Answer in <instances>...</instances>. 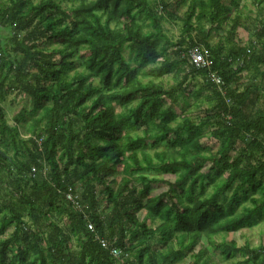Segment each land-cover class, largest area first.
Wrapping results in <instances>:
<instances>
[{
  "label": "trees",
  "instance_id": "obj_1",
  "mask_svg": "<svg viewBox=\"0 0 264 264\" xmlns=\"http://www.w3.org/2000/svg\"><path fill=\"white\" fill-rule=\"evenodd\" d=\"M239 1L0 0V264H217L206 246L264 264L262 245L225 239L264 219V0L249 23ZM163 21L181 23L179 41ZM194 46L208 68L189 62ZM12 93L38 114L27 138L5 120ZM188 99L213 102L195 120L177 112ZM158 171L174 179L151 195Z\"/></svg>",
  "mask_w": 264,
  "mask_h": 264
},
{
  "label": "rangeland",
  "instance_id": "obj_2",
  "mask_svg": "<svg viewBox=\"0 0 264 264\" xmlns=\"http://www.w3.org/2000/svg\"><path fill=\"white\" fill-rule=\"evenodd\" d=\"M34 1H38V0H34ZM262 8L263 9H262L261 13L263 15L264 14V3L262 4ZM239 9H240L241 14L249 17L247 23L254 20L256 8L253 6L252 0H240L239 1ZM185 10H186V8L182 7L179 11V15L182 16V14L185 12ZM254 23L257 24L258 22H254ZM162 26L165 29V33H166L167 38L171 42L179 41L180 37L182 36L181 23L180 22L169 23L167 21H163ZM224 35H225V28H223L222 30H220L217 33L211 34L210 37L208 38V42H210V44H217L220 40L222 41L224 39ZM250 37L251 36L248 34V32L246 30L239 28L237 30V33H236L235 41L238 42L240 45H246L247 41ZM167 51H168L167 54L170 57L173 56L172 55V47H167ZM124 57L126 59H129L131 57L127 50L124 51ZM261 70L264 71V67H262ZM69 72L71 73V72H73V70L71 69ZM254 75H255V73H254L253 67H251L249 70L243 72L241 75V76H243V84L246 85V84H249L250 82H252V83L254 82L256 84L259 81V78H258V76L255 78ZM159 82L164 87H168L169 85L174 83V80L172 78V75H169V76H164L161 80H159ZM202 83H203L202 78H200L199 76H195V78L192 79V81H190V90L195 88L196 86L199 87L200 85H202ZM206 94H207V92L203 93V95H206ZM253 99H254V94H251L248 97V99L244 105V109L246 112H249V110L251 109V107L253 105V102H252ZM212 102H213L212 99L209 101H204V103L201 104L200 107L196 108L193 106V100L188 99V106H185L184 103L181 102L177 108V112L179 113L180 109H182V108H183V110L186 109V115L197 120L198 118L201 117V115H202L201 112L205 109V107L210 106L212 104ZM2 106H3L4 112H5V120H6L7 124L17 125L18 130L21 133L22 137L27 138L30 135L29 129L31 128L32 121L34 120L35 117L38 116V114H31L30 113V101H29V99L27 97L21 95V94L12 93V95L8 96L5 99ZM132 131L133 132H131V133H134L136 131V129H133ZM201 142L206 147L213 149V150L216 149V147H217V142L214 139L209 138L207 134L204 135V137L201 139ZM157 148L163 149L164 145L161 144V145L157 146ZM147 151H149V148H147ZM150 152H152V150ZM156 176L160 177L163 180V182L152 186L151 191H150L151 195H156L162 191H165L167 189V184L165 182L172 183V181L174 179V177H172L171 175H168V174H165V173L159 172V171L156 172ZM244 203L245 202H243V204ZM137 216L139 219H141L143 217V213H139ZM9 231L10 230H8V232ZM225 239L228 241L229 240L235 241L237 246H242L243 244L247 243L250 247H254V246H258V245H262L264 247V219L258 220L257 223L251 227L244 228L240 231H236V232L228 234L225 237ZM155 247L157 248V247H159V245L158 246L156 245ZM206 247L208 250V255L213 262H215L217 264H226L216 254V252L212 251L208 246H206ZM176 264H187V259H185V258L180 259L176 262Z\"/></svg>",
  "mask_w": 264,
  "mask_h": 264
},
{
  "label": "built area",
  "instance_id": "obj_3",
  "mask_svg": "<svg viewBox=\"0 0 264 264\" xmlns=\"http://www.w3.org/2000/svg\"><path fill=\"white\" fill-rule=\"evenodd\" d=\"M248 52V51H247ZM188 57L189 62L194 65L196 68H208L210 66V61L208 59L207 50H205L203 47H192L188 50ZM211 80L218 86V89H220L221 86V80L218 76L214 74H210ZM66 199L72 201L71 195H66ZM74 207L76 209H79V205L74 202ZM87 229L92 231V225L90 223H87ZM99 243L102 248L107 249L108 245L104 240H99ZM110 253L113 257L118 258L120 256V251L114 248L110 249Z\"/></svg>",
  "mask_w": 264,
  "mask_h": 264
},
{
  "label": "water",
  "instance_id": "obj_4",
  "mask_svg": "<svg viewBox=\"0 0 264 264\" xmlns=\"http://www.w3.org/2000/svg\"><path fill=\"white\" fill-rule=\"evenodd\" d=\"M0 156H4V154L0 151Z\"/></svg>",
  "mask_w": 264,
  "mask_h": 264
}]
</instances>
